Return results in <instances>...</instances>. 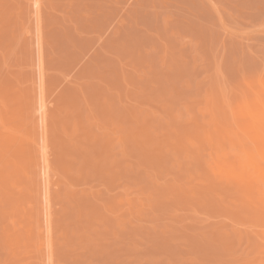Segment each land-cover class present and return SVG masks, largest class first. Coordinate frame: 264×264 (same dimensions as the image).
<instances>
[{"label":"rangeland","instance_id":"1","mask_svg":"<svg viewBox=\"0 0 264 264\" xmlns=\"http://www.w3.org/2000/svg\"><path fill=\"white\" fill-rule=\"evenodd\" d=\"M0 264H264V0H0Z\"/></svg>","mask_w":264,"mask_h":264},{"label":"bare ground","instance_id":"2","mask_svg":"<svg viewBox=\"0 0 264 264\" xmlns=\"http://www.w3.org/2000/svg\"><path fill=\"white\" fill-rule=\"evenodd\" d=\"M43 104L40 105V108H43ZM39 111V110H38ZM43 112V110H42ZM41 113V112H40ZM42 115V114H41ZM43 128V117H40V122H39V129H42ZM41 131V130H40ZM44 140V137H42V141ZM36 142V141H35ZM45 142V141H44ZM36 145L37 147L40 148V144H38L36 142ZM41 148L43 149L44 147L42 146V143H41ZM44 150V149H43ZM39 172H40V175H41V180H43V183H45L46 181V176H47V170L49 168L48 164L45 163V157H44V153H41V161H40V164H39ZM38 190H39V187H38ZM41 196L44 198V206H43V209H44V214H45V221H47V202H48V198H47V195H46V189L43 193H41ZM49 213V212H48ZM49 221V220H48ZM47 221V222H48Z\"/></svg>","mask_w":264,"mask_h":264}]
</instances>
